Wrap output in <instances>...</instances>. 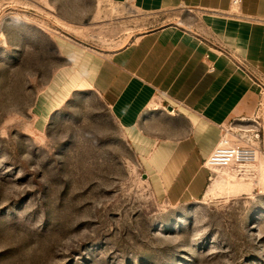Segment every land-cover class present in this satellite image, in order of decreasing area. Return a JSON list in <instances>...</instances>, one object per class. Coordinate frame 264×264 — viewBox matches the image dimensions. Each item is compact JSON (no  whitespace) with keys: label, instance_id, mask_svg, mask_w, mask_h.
<instances>
[{"label":"rangeland","instance_id":"1","mask_svg":"<svg viewBox=\"0 0 264 264\" xmlns=\"http://www.w3.org/2000/svg\"><path fill=\"white\" fill-rule=\"evenodd\" d=\"M194 20L115 0H0V264H264V89L225 125L259 133L250 172L214 168L203 197L169 204L102 97L62 75L60 39L110 53Z\"/></svg>","mask_w":264,"mask_h":264},{"label":"crops","instance_id":"2","mask_svg":"<svg viewBox=\"0 0 264 264\" xmlns=\"http://www.w3.org/2000/svg\"><path fill=\"white\" fill-rule=\"evenodd\" d=\"M115 1L195 20L149 29L110 53L60 39L62 75L109 106L159 200H197L222 127L249 114L264 89V0Z\"/></svg>","mask_w":264,"mask_h":264},{"label":"built area","instance_id":"3","mask_svg":"<svg viewBox=\"0 0 264 264\" xmlns=\"http://www.w3.org/2000/svg\"><path fill=\"white\" fill-rule=\"evenodd\" d=\"M240 2L241 0H233L235 5ZM240 131L242 133L235 134L231 128L222 127L221 137L216 147L204 161L205 167L210 172L217 167H233L237 174L247 175L250 172V165L257 160L259 153V148L254 143V137H259V133L254 134L251 129Z\"/></svg>","mask_w":264,"mask_h":264},{"label":"water","instance_id":"4","mask_svg":"<svg viewBox=\"0 0 264 264\" xmlns=\"http://www.w3.org/2000/svg\"><path fill=\"white\" fill-rule=\"evenodd\" d=\"M143 178L145 179L146 182H148V175H147V173H143Z\"/></svg>","mask_w":264,"mask_h":264},{"label":"bare ground","instance_id":"5","mask_svg":"<svg viewBox=\"0 0 264 264\" xmlns=\"http://www.w3.org/2000/svg\"><path fill=\"white\" fill-rule=\"evenodd\" d=\"M236 8V7H235Z\"/></svg>","mask_w":264,"mask_h":264}]
</instances>
